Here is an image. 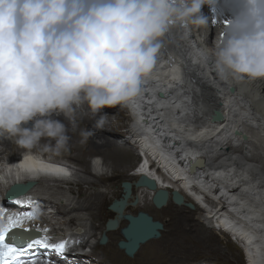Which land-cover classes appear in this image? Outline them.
<instances>
[{
	"label": "bare ground",
	"instance_id": "1",
	"mask_svg": "<svg viewBox=\"0 0 264 264\" xmlns=\"http://www.w3.org/2000/svg\"><path fill=\"white\" fill-rule=\"evenodd\" d=\"M202 11L209 18L205 28H192L187 32L177 28L165 38L154 76L143 85L133 106L104 108L108 123L100 131L93 128L92 119L81 117L79 128L94 133L86 143H81L78 131L71 132V126L63 116L57 117L69 126L70 139L59 156L49 158L46 153L45 159L54 167L66 169L68 175L47 176L69 180L74 176L70 165L74 164L87 173L88 164L93 162L105 167L100 176L93 177L96 180L80 179L64 195L60 188L39 185L35 179L24 182L27 177L17 174L14 157L6 164H0V177L6 178L4 184L23 181V187L31 186L23 201L27 207H22V202H15L14 206L0 202V209H3L0 211V226H7L10 216H20L22 224L16 228L37 229L35 239L47 238L50 245L65 242L68 238L75 248L78 247L74 244L76 242L90 243V238L96 239L102 234L107 237L106 244H101L100 240L90 244L89 247L94 245V255L86 259L75 257L73 264H184L197 253L207 256L199 264H229L231 260L236 264L238 260L232 254L233 246L235 250L244 248L249 264H264V79L240 83L225 81L215 71L211 55L206 62H197L198 52L204 49L201 38L209 33L206 49H213L222 36L223 24L232 20L227 9L222 14L219 11L210 16L204 7ZM212 36H215L213 43ZM161 91L166 93L164 98L155 95ZM214 110L222 112V121L210 120ZM83 111H87L86 105ZM246 132L261 136H257V140L254 136L250 139ZM241 134H245V140L241 139ZM133 148L141 152V157L136 152L138 162L134 170L139 162L140 167L129 175L126 167L134 158ZM19 150L9 140L0 141V162L9 160ZM93 156L101 158V162L92 159ZM191 160L202 161L194 173L187 170ZM136 173L154 180L161 190L170 193L176 190L183 196L184 204L190 203L198 210L193 220L196 222L182 227V231L194 234L195 240L179 232V236L175 233L164 240L151 239L140 245L132 257L117 247V243L124 240L120 230L127 222L115 212L106 215V204L122 195L121 187L120 192L111 190L116 182L131 179L134 182L138 179ZM47 179L52 180L51 177ZM100 185L106 187V191H89ZM152 194L146 188L132 186L122 216L133 215L135 210H147L149 207H145L141 200L146 197L151 200ZM135 199L137 203L132 204ZM8 200L19 201L17 198ZM30 202L37 207L29 206ZM170 202L169 199L165 206L168 207ZM184 204L174 205L189 212ZM50 210H53L52 214ZM98 212L102 213L101 222ZM26 213H32L33 218H27ZM78 213H87L89 220L94 221L88 232V219L83 215L77 218ZM111 219L117 220V228L106 231L105 224ZM217 233L229 241L233 239V246L221 248ZM26 244L25 250L31 253V258L42 249H27ZM66 252L70 254L73 250L67 247ZM49 256L52 259L45 264L56 261V264H65L55 253ZM218 257L222 261L218 262ZM22 258L30 259L29 256ZM36 264L42 263L38 260Z\"/></svg>",
	"mask_w": 264,
	"mask_h": 264
},
{
	"label": "clouds",
	"instance_id": "2",
	"mask_svg": "<svg viewBox=\"0 0 264 264\" xmlns=\"http://www.w3.org/2000/svg\"><path fill=\"white\" fill-rule=\"evenodd\" d=\"M213 49L221 79H264V0H240ZM214 0H0V141L21 149V177L51 175L45 154L59 156L69 126L81 143L108 123L104 108L131 107L153 78L165 38L202 29ZM87 111H83L84 106ZM47 140V143L43 141ZM2 170V168H0Z\"/></svg>",
	"mask_w": 264,
	"mask_h": 264
},
{
	"label": "water",
	"instance_id": "3",
	"mask_svg": "<svg viewBox=\"0 0 264 264\" xmlns=\"http://www.w3.org/2000/svg\"><path fill=\"white\" fill-rule=\"evenodd\" d=\"M233 93V90H231ZM163 92H159L158 96L162 97ZM218 114L221 115V119H214L213 117ZM224 115L221 114L220 110H216L212 113L210 119L214 122L222 121ZM236 133V132H235ZM245 140V134H241V139ZM201 160H191L187 170L190 173L195 172V168L198 166V163L201 164ZM132 186L136 188H146L147 190L153 193L151 198V203L156 209H160L168 203L170 199L176 205H183L184 198L181 196L176 190L171 193L166 190H161L156 185V182L147 176H140L133 183L131 182H122L121 189L122 195L118 200H113L112 203L108 206V210L111 212H115L118 216L127 222V225L120 230V234L122 235L124 240H121L117 243V246L120 250L124 252V254L128 257H132L133 254L139 249L140 245L151 239H157L160 236V231L163 229V224L159 221H154L153 218L144 212H137L135 215H124L122 216V212L124 208L127 206V201L131 197V188ZM31 186L27 185L26 187L15 186L11 188L20 194H24L29 190ZM214 189V188H213ZM162 201V202H161ZM137 199H135L132 204H136ZM187 208L193 209V205L188 203L184 204ZM118 222L115 219L108 220L105 224L106 231H112L117 228ZM101 244L106 242V237L102 234L100 238Z\"/></svg>",
	"mask_w": 264,
	"mask_h": 264
},
{
	"label": "rangeland",
	"instance_id": "4",
	"mask_svg": "<svg viewBox=\"0 0 264 264\" xmlns=\"http://www.w3.org/2000/svg\"><path fill=\"white\" fill-rule=\"evenodd\" d=\"M212 37H214L213 38V41H212V43L215 41V36H212ZM120 107V106H119ZM121 108V107H120ZM124 111V110H123ZM124 114V116H125V113H123ZM254 134H256V133H254ZM246 135H248L249 136V138L250 139H252L253 138V136L254 137H256L255 139L257 140V136H261V134H256V135H251V134H249L248 132H246ZM18 156V154L16 153V152H14V155L9 159V160H2L1 162H0V164L1 163H5L6 161H10L11 159H13V157H17ZM133 159L131 160V164L129 163V165L126 167V172L127 173H129V175H130V173H131V171L132 170H134V168H135V166H136V164H137V162H138V155H136V148H133ZM92 159H98V161H100L101 162V158H99V157H96V156H93L92 157ZM62 161H65V160H62ZM69 162V161H68ZM70 163V162H69ZM6 164V163H5ZM4 164V165H5ZM72 164V163H71ZM102 164V163H101ZM4 165H2L3 167H4ZM94 166H97V165H94ZM72 170H73V177L76 179V182L75 183H77L80 179H85V180H90V181H94V180H96V176H100L99 174L98 175H95V174H92L91 172H89V168H88V171H87V173H84L83 171H80V170H82V169H80L79 167H77V166H75L74 164H72ZM105 170V169H104ZM104 170L102 171V173L104 172ZM93 177H96V178H93ZM48 180H50V179H48ZM119 180H121V179H119ZM133 180L134 179H131L130 181H120V183L118 182H116V186H114L113 188H111V190H119V192H120V187H121V183L122 182H133ZM46 181V180H45ZM65 181H69V180H65ZM39 185H41L39 182H37ZM38 185V186H39ZM119 185V186H118ZM119 188H118V187ZM48 187H50V186H48ZM52 187H55V186H52ZM116 188H118V189H116ZM77 189V188H76ZM106 189V187H104L103 185H100V186H97V187H94V188H92L91 190H89V191H91V192H94L95 190L96 191H99V192H103V191H106L105 190ZM92 190H94V191H92ZM57 191H59V190H57ZM61 192H63V194L64 195H66V189H64V190H60ZM54 193H57V192H54ZM75 193H76V191H75ZM74 193V194H75ZM76 195V194H75ZM74 195V196H75ZM73 196V195H72ZM56 197V199H58V200H61L62 198L61 197H59V196H55ZM119 198V197H118ZM147 199V200H146ZM146 199H143V200H141V203L142 204H145V207H149V208H147V210H141L140 212H144V213H147V214H149L152 218H153V220L154 221H159V222H161L162 224H163V229L160 231V237H159V239L161 240H164L166 237L167 238H169V236H174L175 235V233H176V235H178L179 236V233H181L182 235L183 234H185V236L186 237H189V238H192V239H194L195 240V238H194V234H192V233H187L186 231L184 232V231H182L183 229H182V227H185V226H187V225H189V224H194L195 222H196V220L195 221H193L194 219H196V217H197V215H198V210L194 207L192 210L191 209H188L189 210V212H187L186 210H182V209H180V208H178V207H176L174 204H173V202L171 201L170 203H169V205H168V207H162V208H160V210L159 209H156L155 207H153V206H151V201H150V199H148L147 197H146ZM115 200V199H114ZM140 200V199H139ZM143 202H146V203H143ZM112 203V201H108L107 202V204H106V208H105V213H106V215L107 214H109L108 212H110L111 213V211H109L108 210V206L110 205ZM142 204H141V207H142ZM149 204V205H148ZM51 211V214H52V212H53V210H50ZM138 211H133L132 212V214L133 215H135L136 213H137ZM86 214V215H85ZM85 214H82L83 216H84V218H86V219H88V221H87V232L89 231V225H90V223H93L94 221H91V220H89V218H88V216H87V213H85ZM101 212H98V215L100 216V218H101ZM175 214V215H174ZM81 214L80 213H78V214H76V216H77V218H81L82 217V215L80 216ZM98 215H97V217H98ZM52 215H50V217H51ZM51 218H54L53 216L51 217ZM189 218H191V219H189ZM98 219V218H97ZM189 219V220H188ZM100 222L102 221V218H101V220H99ZM191 221V222H190ZM176 222V223H175ZM192 222H194V223H192ZM99 223V222H98ZM173 223H174V225H173ZM179 223V225L177 226V224ZM181 223V224H180ZM185 224V225H184ZM95 225H97L96 223H95ZM183 225V226H182ZM59 227H61V226H59ZM73 227H75V226H71V228H73ZM172 228H174L175 230H173ZM82 230L84 231L85 230V228L83 227L82 228ZM71 232H73L74 233V231H72L71 230ZM179 232V233H178ZM82 233V232H81ZM218 235H217V239H219V241H220V247L221 248H224V247H226L227 245H229L230 247L231 246H233V245H231L232 244V242H234V240L232 241V240H228V238H226L225 236H223L222 234H220V233H217ZM102 236V235H101ZM101 236H97V238L96 239H93V238H90L91 240H90V244L91 243H93V244H95L96 242L98 243L99 242V240H100V238H101ZM184 236V235H183ZM219 237V238H218ZM224 237V238H223ZM107 238V237H106ZM223 238V239H222ZM85 240H88V239H85ZM89 241V240H88ZM106 243H108V240L106 239ZM105 243V244H106ZM229 243V244H228ZM118 247V246H117ZM91 249V248H90ZM231 249H233V252H232V254H234V256H235V258H237V260H238V262L236 263V264H244V259H245V256H244V254H243V252H242V249H239V248H237V250H235L234 249V246L231 248ZM95 250H97V249H95ZM93 251H94V249H93ZM98 252V251H97ZM94 253H95V251H94ZM93 253V254H94ZM198 258H197V257ZM202 256H204L203 258H201ZM237 256V257H236ZM205 257H207L206 255H204V254H201V253H197L196 255H194L193 256V258H189V260H186L185 262H184V264H199V261H202V262H204L203 261V259H205ZM197 258V259H196ZM212 259H214V260H216L213 256H212ZM220 261H222V259L220 258V257H218V262H220ZM208 262V261H207ZM210 263H213L212 261H209ZM235 263V261H230V263L229 264H234ZM203 264V263H202ZM245 264H246V261H245Z\"/></svg>",
	"mask_w": 264,
	"mask_h": 264
},
{
	"label": "snow or ice",
	"instance_id": "5",
	"mask_svg": "<svg viewBox=\"0 0 264 264\" xmlns=\"http://www.w3.org/2000/svg\"><path fill=\"white\" fill-rule=\"evenodd\" d=\"M216 21L213 20V23ZM217 113L213 118L214 119H221V115H219L218 118ZM49 171L51 174L55 175H68L67 170L64 168H57L52 165L49 166ZM19 193L15 190L11 191L9 193V196H15ZM162 202V201H161ZM0 211H3V209H0ZM27 218H33L32 213H26L25 214ZM22 224V218L20 216L16 217H9L8 218V224L7 226H0V264H28V261L23 259L24 256H29L31 259V264H36V260L34 258H31V253L26 252L25 245L22 243L19 247H14L9 243L5 242V236L8 233V231L11 228L18 227ZM17 239V236H13V240L15 241ZM19 239L23 240L24 238L21 236ZM37 247H42L46 250L45 254L51 255L52 253H55V255L66 262V264H69L68 258L66 256V250H67V242H60L58 244L50 245L47 242V238L45 239H32L31 237L28 238V242L26 244L27 249H33Z\"/></svg>",
	"mask_w": 264,
	"mask_h": 264
}]
</instances>
